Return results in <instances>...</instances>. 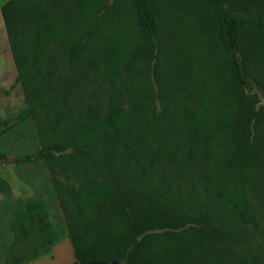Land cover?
Segmentation results:
<instances>
[{
  "label": "trees",
  "instance_id": "trees-1",
  "mask_svg": "<svg viewBox=\"0 0 264 264\" xmlns=\"http://www.w3.org/2000/svg\"><path fill=\"white\" fill-rule=\"evenodd\" d=\"M61 1L9 0L1 8L28 103L25 114L40 124L37 128L43 142L42 148L25 160L47 164L52 174L47 190L64 213V222L51 223L46 201L18 204L6 230L0 231L3 239L9 237L8 232L13 235L5 264L40 259L63 241L65 233L76 255L72 264H264V258L235 251L242 243L248 248V240L241 235L246 226L255 225L250 205L242 206L246 203L243 197H238L239 202L233 197L239 192L222 185L217 193V198L227 196L229 200V221L241 223L230 233V243L220 246L226 237L222 229L227 227L226 218H220L217 226L202 222L199 228H188V216L182 211L186 201L173 188L177 182L158 171L164 159L187 165L197 160L201 142L197 126L184 122L178 139L173 131L163 128L156 134H139L135 112L116 106L102 115L86 103L85 75L68 88L64 84L68 80L55 76L56 71L50 69L53 47H70L66 55L70 67L80 64L89 68L104 56L103 50L92 44V32L80 34L93 0H76L83 14L76 23L79 32L69 29L74 23L64 14L58 22ZM133 1L136 23L152 60L159 47L156 6L154 0ZM202 2L217 23L234 85L240 90L264 92V84L250 71L248 56L253 49L249 36L264 37V7L254 9L237 0ZM0 193H12L2 177ZM160 230H165L163 236L157 233ZM151 238L160 258L149 263L142 248Z\"/></svg>",
  "mask_w": 264,
  "mask_h": 264
},
{
  "label": "rangeland",
  "instance_id": "rangeland-1",
  "mask_svg": "<svg viewBox=\"0 0 264 264\" xmlns=\"http://www.w3.org/2000/svg\"><path fill=\"white\" fill-rule=\"evenodd\" d=\"M8 1L0 0V177L9 182L12 193H0V231L6 230L16 206L30 200L48 203L51 223L64 222L62 208L47 190L52 180L47 164L25 160L40 150L43 142L37 128L40 124L25 114L28 103L1 12ZM154 3L159 21V47L154 59H150L138 29L133 0H93L89 20L80 34L92 32V44L103 50V58L89 68L80 64L70 67L66 60L70 47L61 45L52 48L50 69L56 71V77L68 80L64 83L67 88L75 87L85 75L86 103L102 115L116 106L135 112L139 134H156L163 128L173 131L178 139L184 122L197 126L201 134L197 160L187 165L164 159L158 171L177 182L173 188L186 201L182 211L188 216V228H199L202 222L217 226L220 218H226L227 227L222 228L226 237L220 246L230 243V233L241 223L229 221V200L227 196L217 198V193L222 185L239 192L233 197L239 202L241 196L246 202L242 206L250 205L255 225L246 226L241 235L248 240V248L242 243L235 251L262 259L264 92L240 90L234 85L228 58L219 43L217 23L202 0ZM237 3L254 9L264 7V0ZM59 4L58 22L64 14L73 20L69 29L79 32L76 23L83 18L81 6L76 0ZM249 40L253 42L248 53L250 71L264 84V37L250 35ZM214 182H220L219 186ZM164 232L157 231L162 236ZM8 236H0V264L10 257L6 249L13 235L8 232ZM153 246L151 238L142 248V256L149 263L160 258ZM74 262L75 251L65 233L61 243L29 264Z\"/></svg>",
  "mask_w": 264,
  "mask_h": 264
},
{
  "label": "water",
  "instance_id": "water-1",
  "mask_svg": "<svg viewBox=\"0 0 264 264\" xmlns=\"http://www.w3.org/2000/svg\"><path fill=\"white\" fill-rule=\"evenodd\" d=\"M86 264H118L116 261H99V262H90Z\"/></svg>",
  "mask_w": 264,
  "mask_h": 264
}]
</instances>
